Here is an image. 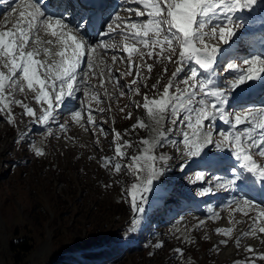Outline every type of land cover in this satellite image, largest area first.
Returning <instances> with one entry per match:
<instances>
[{
  "label": "rangeland",
  "instance_id": "1",
  "mask_svg": "<svg viewBox=\"0 0 264 264\" xmlns=\"http://www.w3.org/2000/svg\"><path fill=\"white\" fill-rule=\"evenodd\" d=\"M121 1L118 0L117 10L111 16L124 12L121 7H127L132 11L121 15L124 21H146V16L135 15L136 11H145L142 4L133 0L137 3L127 6ZM262 9L251 11V17L254 19ZM110 19L103 22L100 32L107 29ZM235 23L239 22L235 20ZM116 40L119 52L108 54L102 53L101 49V53L97 52L111 66L115 79L109 81L105 70V87L99 88L101 102H87L94 109L95 128L86 123L81 127L63 111L48 126L51 128L49 134L45 132L48 131L45 126L38 123L45 129L37 130L36 124L23 114V108L15 103L9 105L13 123L7 122V110L0 112V264H252L253 257L254 264H264V259L260 258L264 255V233H260L257 226L256 235H251L250 230L254 228L248 225L251 223V218L246 219L249 214L244 215L245 211L241 210L235 212L234 208L229 210L226 203L221 206L211 204L212 197L203 195L200 187L206 188L204 175L200 174V178L194 175L190 160L176 163L181 157H187L181 154L184 147L181 133L190 130L182 123L173 126L167 118L156 125L147 111L138 107L144 103L145 96L149 101L159 98L176 65L166 59L158 60L155 55L145 54L141 59L134 53L131 74H125L129 71V61L128 54L122 49L124 44L136 41L122 35H117ZM205 43L223 50L226 47L218 36L205 37ZM107 45L109 42L105 40ZM229 47L235 48H226ZM137 48L145 53L149 51L138 43ZM156 51L159 53V49ZM113 55L118 57L115 63ZM218 63L216 73H219V79L223 77L222 82L226 85L227 78L222 75L227 63L224 60ZM137 64H152L153 67L150 72L146 66L141 67L138 77ZM186 74L182 73L177 80H183ZM134 80L137 83L134 84ZM91 81L99 87L98 75ZM117 83L119 87H116ZM223 84L218 87L226 91ZM178 87L184 85L178 84ZM105 89L111 99L104 95ZM18 92L14 93V99L29 102L32 108L36 105L39 114L41 105L33 104L34 93L26 91L19 99L16 98ZM121 92L124 93L122 96ZM77 95L78 100H84L83 92ZM70 100L73 109L77 105H72ZM245 103L239 104L241 108ZM101 108L105 111H96ZM82 116L86 121L87 113L82 112ZM65 121L70 124H66L63 132L54 129L55 125L59 127ZM138 121H143L145 127L134 129ZM70 125L78 127L71 129ZM154 129L165 137L161 146L153 143L159 139ZM212 130V139L219 142V132ZM144 139L150 143L142 144ZM128 143L131 147H125ZM118 144L127 156L116 153ZM209 147L210 152L217 149L215 144ZM37 149L43 154L36 155ZM144 149L148 151L144 152ZM219 150L218 155L226 152ZM138 155L158 157L154 163L157 177L153 190L137 197L143 212L134 208L127 194V189L138 183L135 175L130 168L122 167L119 173L114 170L116 163L132 165L129 158ZM105 158H110V162ZM139 163L147 168V162L141 160ZM212 178L207 175L205 180ZM157 191L163 192L160 200L154 199ZM194 201L198 204L196 209L189 207ZM253 202L256 205L253 211L264 210L263 204ZM185 203L188 207L178 209ZM200 210L203 212L199 214ZM239 214L242 217H237ZM133 219L138 220L136 225L132 224ZM217 229H231V233L225 236L223 232L218 234ZM246 232L249 234L244 235ZM225 240L227 243H222ZM20 244H25L26 249ZM249 246L252 253L246 251Z\"/></svg>",
  "mask_w": 264,
  "mask_h": 264
},
{
  "label": "snow or ice",
  "instance_id": "2",
  "mask_svg": "<svg viewBox=\"0 0 264 264\" xmlns=\"http://www.w3.org/2000/svg\"><path fill=\"white\" fill-rule=\"evenodd\" d=\"M12 2L16 4V7L11 9L12 13H16L19 9L18 19L11 28L5 26L0 30V67L4 69L0 70V112L6 110L9 112L8 123L14 122L9 105L15 103L23 108V114L30 117L32 123L45 126L51 134V128L48 126L57 119L59 112L68 109L66 101L69 98L79 99L77 94L83 92L84 100L80 101V109L71 111L70 118L81 127L86 123L95 128L96 122L92 115L94 109L87 102L89 100H95L97 104L101 102L99 88L105 87V70L108 72L109 81L115 79L111 66L97 55V49L105 53L118 51L115 43L105 46L104 37H114L119 34L126 39L136 41L123 46L122 50L128 54L129 61V71L125 74H131L134 53L141 59L145 54L149 57L155 55L158 60L166 59L176 65L159 98L149 101L145 96L144 103L138 107L145 109L156 125H160L167 118L173 126L182 123L190 130L181 133L184 146L181 154L199 157L207 168L220 167L227 162L215 154L210 155L207 151V146L215 144L217 149L227 150L229 156L235 158L232 165L226 169L231 178L225 179L219 185L221 188H238L243 191L245 188L258 187L264 192V95L259 104L249 105L246 111L229 114L227 117L226 109L221 107L230 103L228 94L234 95L237 91L250 89L254 85H259L264 94V75H262L264 58L261 55H254L250 59H244L243 64L247 65V68L239 70L240 74L236 79L228 82L226 93L218 87L215 79L217 76L215 66L223 49L205 43V37L218 36L225 46H230L241 35V29L246 27L245 21L235 23L239 18L237 14L244 11L250 14L255 10V6L264 0H138L145 11H136L135 15L146 16V21L133 22L130 19L124 21L119 15L111 17L120 23L115 25L108 23L107 32L97 33L101 35V39L95 46L87 37L89 29L94 28L96 18H103L104 0H73L76 7L71 14L77 16L76 35H71L73 29L66 22L68 17L63 13L47 14L42 11L40 0H12ZM131 11L129 9V12ZM57 15L60 18H54ZM208 28H211L210 32L207 31ZM41 32L50 38L43 39ZM137 43L149 51L145 53L139 50ZM54 44L59 50L53 53L51 46ZM41 55L45 57L43 60L40 59ZM117 59L116 55L112 56L113 63ZM144 66L149 72L153 67L152 64H137L138 77L141 67ZM226 70H237V65L230 63ZM182 73L187 74L183 80L178 81L177 78ZM97 75L100 77L99 87L89 81L90 76ZM133 83L137 81L134 80ZM178 84H183L184 87L180 88ZM116 87H119L118 83ZM155 87L153 85V88ZM17 90L22 94L26 91L34 93L35 101L41 105L39 114L28 104L14 99ZM123 94L120 93L121 96ZM104 95L111 99L106 89ZM207 96L213 98L212 102L205 99ZM96 111L104 112L105 109ZM82 112L87 113L86 121H82ZM185 112L187 114L182 116L181 114ZM217 118L230 125L229 130L219 131V142L212 139L214 133L211 122ZM240 125L245 127L238 130ZM66 127V124L59 125L61 132ZM133 127L143 128L145 125L143 121H138ZM154 130L157 131L159 139L153 143L161 146L165 137L158 129ZM116 135L119 136V133ZM141 143L147 145L150 142L144 139ZM125 147H131V144L128 143ZM115 151L122 157L127 156L126 152H122L119 144ZM147 151L144 149V152ZM35 154L39 156L43 153L37 149ZM105 159L110 162V158ZM129 159L132 160V165L116 163L114 170L119 173L122 167L130 168L135 175L138 183H133L127 189V194L131 197L134 208L143 212L144 208L137 203V197L141 193L153 190V182L157 177L154 163L158 157L138 155ZM141 160L147 162V168L139 163ZM242 202L244 206L253 209L256 207L251 200ZM240 210L238 206L237 211ZM243 214L248 215L247 212ZM261 217H264V210L260 211L258 217L253 220V225H256ZM137 223V219L132 220L133 225ZM261 224H264V221H261ZM216 231L218 234L223 232L225 236L231 233V229ZM250 231L251 235H256L255 228ZM258 231L264 233V226L258 227ZM248 234L244 233V235ZM222 243L226 244L227 241ZM246 251L252 253L253 249L249 246ZM260 258L264 259V255ZM254 260L255 257L252 264Z\"/></svg>",
  "mask_w": 264,
  "mask_h": 264
},
{
  "label": "bare ground",
  "instance_id": "3",
  "mask_svg": "<svg viewBox=\"0 0 264 264\" xmlns=\"http://www.w3.org/2000/svg\"><path fill=\"white\" fill-rule=\"evenodd\" d=\"M133 1V0H132ZM138 1V0H137ZM54 3H55V0H52L50 3H48V4H42V11H45L46 13H48V14H51V13H59L60 12V10H59V7L61 6V7H64V8H70V5H68V4H65V2H61L60 3V0H56V3H60V5H59V7H57V8H55V9H53L52 7H53V5H54ZM138 4L140 5V3L138 2ZM7 6H8V3H2L1 5H0V8L1 9H5V8H7ZM259 7H261V8H263L262 9V11H258V13H257V16L256 17H254V19H253V17H251V15H253L252 14V12L249 14H247V13H245V12H247V11H245V12H242V13H239V14H237L238 15V19H236V21L237 22H239V23H241V21H245L246 22V29L244 30V32H241V35L236 39L237 41H235L236 42V44H235V42L234 43H231V45L230 46H232V47H234L235 45H239L240 44V38L242 37V40H243V42L244 41H250V43H255V41H253V38L254 37H256V36H253V35H260V34H262L263 32H264V27H262V26H264V2H261V3H258L256 6H255V10L256 9H258ZM129 10V9H128ZM254 10V11H255ZM141 11V10H140ZM125 12H127V11H125ZM18 13H19V9H17V12L16 13H12V15L10 16V17H6V19L5 18H3V19H1L0 18V24H3L4 26H6L7 28H11L12 27V25L15 23V21H16V19H18ZM122 14H124V12H120L118 15L119 16H121ZM58 16V15H57ZM68 17V20L66 21L68 24L70 23V22H76L77 21V16L76 15H70V16H67ZM55 18H57V17H55ZM5 19V22L3 23L2 21ZM2 22V23H1ZM7 23V24H6ZM110 23H113L114 25H115V23L113 22V21H111ZM6 24V25H5ZM2 25V27L0 28V30H3L5 27ZM8 25V26H7ZM70 27V26H69ZM71 28V27H70ZM73 29V28H72ZM76 33V31L73 29V31H72V33H71V35H74ZM97 33H101V32H96V33H93V32H89V34H88V37L87 38H89L90 36H91V39H101V35H98ZM101 34H103V33H101ZM40 35H41V37L43 38V39H48V38H50V37H48V36H45L44 34H43V32H41L40 33ZM117 35H119V34H117ZM117 35H115L114 37H110L111 38V40H112V42L110 41V40H107L108 42H109V44H112V43H117L118 41L116 40V36ZM120 36V35H119ZM259 43H261L262 45H264V39L263 40H261ZM116 45H118V44H116ZM226 47H228V46H226ZM225 47V48H226ZM52 48V47H51ZM54 50H52V52L54 53V52H56V51H58L59 50V47L56 45V47L55 48H53ZM120 50H118V51H116V52H119ZM97 52L98 53H101V50H97ZM114 51H108L107 53L109 54H112ZM241 52V49H236V48H233V50H232V52H230V54H234V53H240ZM102 53H105L104 51H102ZM248 56L247 57H249V55H252V54H247ZM233 56H235V57H240L238 54H234ZM45 57L43 56V55H41V57H40V59H44ZM240 59H244V57H240ZM240 66H244V65H240ZM246 67H247V65H245ZM0 70H3V68L1 67L0 68ZM226 78H227V76L226 75H224ZM91 76L89 77V81H90V83L92 84V81H91ZM223 78V77H222ZM222 78H221V83H220V85L221 84H223V82H222ZM223 86H227V85H224L223 84ZM219 88L221 89L222 87H220L219 86ZM261 89V88H260ZM227 90V89H226ZM246 91H252V89L250 88H245V89H243L242 91H237L236 93H241V92H246ZM26 93V92H25ZM25 93H20V92H18V94H17V96H16V98H19V99H21L23 96H24V94ZM235 93V94H236ZM6 94H7V92H6ZM30 94V93H29ZM28 96V95H27ZM33 104H36L37 102L35 101V99H34V94H33ZM208 98V100H210L211 102H212V97L211 98H209V97H207ZM31 99V98H30ZM68 100H70V98L68 99ZM66 101V103L68 104V109H66L65 110V112H69L70 110H73L72 108H71V105H70V103H69V101ZM236 100H238V98H236V97H233V102H235ZM25 104H28L29 106H30V104H29V102H24ZM19 106V105H18ZM32 106V105H31ZM30 106V107H31ZM45 106H46V104H45ZM223 106V108H224V105H221V107ZM37 106L36 105H34V110H35V108H36ZM76 108H77V110H79L80 108H78L77 106H76ZM58 112H59V110H58ZM61 114H58V116H60ZM226 115V114H225ZM57 116V117H58ZM226 117H227V115H226ZM30 118V117H29ZM31 119V118H30ZM218 119V118H217ZM233 119V118H232ZM72 121V120H71ZM82 121H85L84 120V118H83V116H82ZM222 122V120H219L218 119V122ZM220 122V123H221ZM63 123H65V122H62L61 124H63ZM66 124H70V123H66ZM222 124V123H221ZM225 126L226 127H228V128H230V125L228 124V123H226L225 124ZM245 125H240V126H238V128H242V127H244ZM27 127V125L25 126V128ZM35 127H36V129L37 130H41V129H45V128H43V127H39L38 126V124H36L35 125ZM69 127H72L71 129H73V128H75V127H78V126H72V125H70ZM84 127V126H83ZM54 129L55 130H60V128L59 127H57L56 125H55V127H54ZM243 129V128H242ZM217 130V128H214V131H216ZM19 132V131H18ZM45 132H48V131H45ZM60 132H61V130H60ZM60 134V133H59ZM59 134H57V135H59ZM56 135V136H57ZM216 142H218V141H216ZM209 146H212V145H209ZM209 146H207V151H209L208 149L210 148ZM220 152V150L219 149H215L214 150V152H208L210 155H212V154H215V156H218V157H222V158H227V157H230L229 156V154L227 153H223V154H221V155H218V153ZM225 151H227V150H225ZM181 157V156H180ZM186 160H190L189 161V164H192V166H196V167H198V166H204L202 163H201V161H200V158L199 157H189V156H187V157H181L179 160H177V162L176 163H182V162H184V161H186ZM197 169V168H196ZM216 168H214V167H212L211 168V170L212 171H214ZM186 170V169H185ZM211 170L209 169V170H202V171H198L197 172V177L198 178H200V174H202V175H204V181H205V183H206V185H205V189H202V185L200 186L201 187V190H202V194H206V193H208V192H212V191H214L215 193H214V196L215 197H217V198H215V200L212 202V204L213 205H215V203H217V200H221V201H223L224 200V198L229 194V192H230V189H222V188H220V186H214V187H212V188H209V189H207V185H208V182H206V180H205V176L208 174V173H210L211 172ZM222 174H224L225 175V173H222ZM214 183V181H211V184H213ZM174 185H175V182H174ZM173 190V189H172ZM210 190V191H209ZM160 194L161 193H158V191L156 192V194H155V196H154V199H160ZM159 195V196H158ZM222 198H223V200H222ZM157 203H159V202H157ZM185 206H187V204L185 203V204H183V206L181 205L178 209H183ZM191 207H193L194 205L193 204H191L190 205ZM235 208L237 207V205L236 206H234ZM229 209H231V208H229ZM242 211H245V210H242ZM203 211H201L200 213H202ZM207 212V211H206ZM245 212H248V216L246 217V219L247 218H251V223H249L248 225L249 226H251V228H256L257 226L258 227H260V226H262L263 224H261V221H264V219H262L263 217H261V218H259L258 220H257V223H256V225H253V220L254 219H256L257 217H258V215H257V213H254V212H252V211H245ZM208 213V212H207ZM232 218H234V216H231ZM230 217V218H231ZM237 217H242V215H240L239 214V216H237Z\"/></svg>",
  "mask_w": 264,
  "mask_h": 264
},
{
  "label": "trees",
  "instance_id": "4",
  "mask_svg": "<svg viewBox=\"0 0 264 264\" xmlns=\"http://www.w3.org/2000/svg\"><path fill=\"white\" fill-rule=\"evenodd\" d=\"M20 247H22L23 249H26V245L25 244H20Z\"/></svg>",
  "mask_w": 264,
  "mask_h": 264
}]
</instances>
